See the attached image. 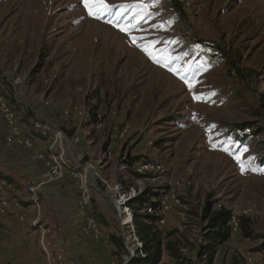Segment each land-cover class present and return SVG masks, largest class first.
I'll list each match as a JSON object with an SVG mask.
<instances>
[{
	"label": "rangeland",
	"instance_id": "obj_1",
	"mask_svg": "<svg viewBox=\"0 0 264 264\" xmlns=\"http://www.w3.org/2000/svg\"><path fill=\"white\" fill-rule=\"evenodd\" d=\"M178 1L183 13L171 0H104L108 10L95 18L83 0H0V75L6 77L0 88L21 125L50 119L67 135L77 134L84 162L112 187H141L159 195L166 206L159 214L165 235L159 264H207L197 251L205 241L202 212L208 202L213 210L225 207L237 218H249L253 232L246 238L234 231L213 264H264V167L259 164L264 134L241 146L233 131L241 123L264 127V0ZM139 4L154 6L142 10L135 7ZM137 45H152L159 62ZM228 58L239 65L243 80ZM15 94L26 112L16 105ZM129 159H135L132 165ZM0 183H5L0 209L6 212L4 195H26V184L14 193ZM93 186L103 192H94L89 212L104 237L94 240L85 233L75 200L66 197L62 202L68 201L69 212L75 208L70 216L78 223L43 219L51 252L62 251L65 264H118L121 252L109 237L122 236L124 264H131L142 257L143 247L122 225L114 203L118 195L97 177ZM61 191L57 195H71ZM16 204L27 210L17 224L35 235L27 264H47L32 226L34 203L28 198ZM148 208L142 213L153 214ZM5 212H0V264H25L26 251L17 240L14 259H6L5 245L19 235L4 223Z\"/></svg>",
	"mask_w": 264,
	"mask_h": 264
},
{
	"label": "built area",
	"instance_id": "obj_2",
	"mask_svg": "<svg viewBox=\"0 0 264 264\" xmlns=\"http://www.w3.org/2000/svg\"><path fill=\"white\" fill-rule=\"evenodd\" d=\"M4 79H6V77L0 75V81ZM20 82L21 81H17L16 84H20ZM16 95L17 94L14 96L16 105L26 112L25 105L21 100L17 99ZM67 116L70 117L73 116V114L69 115V113H67ZM0 118L4 126V145L9 148H21L25 150L29 153L32 161L42 167L40 177L31 178L28 181L27 193L34 203V207L37 209V215L32 222V226L40 236L41 247L45 253L47 264H65V255L62 251L58 253L51 252L52 243L50 242V229L46 227L43 222L40 193H42L44 187L65 182L68 176L76 180L79 196L75 202V207L79 211V217L83 220L84 231L87 235L91 236L94 240H100L104 237L99 222L89 212L93 206L94 192H103L100 188L96 189L93 186V180L97 177L100 181V185H102L106 191L118 195V197H115L114 203L122 225L130 227L134 231L137 244L139 247H143L136 236L134 215L129 207L130 203L143 193L141 187L139 189H136V187L127 189L121 185L112 187L108 180L99 176L97 169L91 163L84 162V155L77 148L80 144L79 136L77 134L73 136L67 135L54 120L39 118L32 120V129L36 135L39 136L43 145L42 148L37 147L35 138L28 134L22 127L19 115L2 93L1 88ZM95 183L97 186L98 183L96 181ZM4 184L5 183H0V193L3 191ZM73 190L72 187L68 188L69 192ZM116 203H118V205ZM3 204L6 203L4 202ZM165 208L166 206H162V210ZM148 211L151 213L153 212L151 208H148ZM0 212L3 213L4 210L0 209ZM125 217H129L133 222L124 223L123 219ZM20 220H23L22 217ZM231 227L233 232L239 230V221L235 213H232L231 216ZM249 260H252V258H249Z\"/></svg>",
	"mask_w": 264,
	"mask_h": 264
},
{
	"label": "trees",
	"instance_id": "obj_3",
	"mask_svg": "<svg viewBox=\"0 0 264 264\" xmlns=\"http://www.w3.org/2000/svg\"><path fill=\"white\" fill-rule=\"evenodd\" d=\"M171 1L173 2L175 9L177 11L180 10L183 13L180 2L178 0ZM227 64L234 70V73L237 74L239 79H244L245 74L242 70H240L237 63L228 58ZM233 131L235 132L236 143L242 146L243 144H246L247 140H255L259 135L264 134V127L252 125L251 123H241L239 125H235ZM239 133H242V135H239ZM134 161L135 159L130 160L127 163L132 165ZM259 164L261 167H264V154L260 159ZM5 180L6 177H4L0 172V182ZM153 198H156V201H152ZM149 205L154 213H142L144 210L145 212L147 211ZM129 207L134 215L136 236L143 245V250L141 252L142 257L139 255L138 259L131 262V264H159L163 252V241L165 239L164 232L158 228V223L161 221L159 214L162 210V201L159 199V195H152L150 191H145L142 195L130 203ZM213 209V204L208 202L202 212V219L206 223L204 233L205 241L199 245L197 251V257L199 259L205 258L207 260V264L214 263L220 247L230 241L234 233L231 227L232 212L225 207H220L217 210ZM238 221L239 230L243 232V235L246 238H252L253 232L251 228V220L242 216L238 218ZM109 240L115 248L121 252L120 257L118 258V264H124L125 260L123 257L124 255H127V250L125 249V238L122 236L116 237L115 235H111ZM165 247L172 250L173 256L177 258L170 243H167ZM178 259L180 258L178 257ZM233 264L236 263L234 262Z\"/></svg>",
	"mask_w": 264,
	"mask_h": 264
},
{
	"label": "crops",
	"instance_id": "obj_4",
	"mask_svg": "<svg viewBox=\"0 0 264 264\" xmlns=\"http://www.w3.org/2000/svg\"><path fill=\"white\" fill-rule=\"evenodd\" d=\"M21 120V119H20ZM25 120V119H24ZM29 123L24 122L22 124L23 128L26 130V132L28 134H30V131L32 132V134L36 135V133L33 131L32 129V121H30V125L29 127L27 128V125ZM3 135H4V127H3V124L2 122L0 121V172L1 174L6 177V180L5 182L7 183V186H8V189L10 190H14L16 189V191H13L14 193L15 192H18V188L19 186H21L22 184H26L25 186V194L26 195H4V199H6L7 203V211L5 212V209H4V212L6 213L3 217H4V223L9 227L11 228L12 230H15L16 235H19L17 236V238L15 239V241H11L10 244H6L5 247L3 250L5 251V255H6V259L7 260H10L12 261L14 258H13V255H15V251L18 252V249L16 247V240L18 242H20V244L22 245V247H24V251H26L24 254L21 253L22 257H25V264L27 263H30L31 261V255L29 253V249L32 247V240L34 239L33 235L31 237V235H27L26 232L27 230L30 232V230L25 227L24 225H19L17 224L20 219H19V216H20V212H24V211H27L26 209L24 208H21L19 206L20 209H17L18 208V204L17 201L18 200H23L24 202H27L29 195L27 193V183L29 181V179H33V178H37L41 175V172H42V167L41 165L39 164H36L32 161V159L30 158V155L27 156V154H29L28 152H25L26 154H23L22 153V149L20 148H8L4 145V142H3ZM35 144L37 147L39 148H42V141L40 140L39 136L37 135V137H35ZM25 151V150H24ZM23 151V152H24ZM73 183V184H72ZM69 187H72L74 190L72 192H69L68 191V188ZM62 189H66L71 195H57L58 192H63L61 191ZM78 194V191H77V187H76V183L72 181L71 177H67L66 178V181L63 182V183H56V184H53L51 186H47V187H44L43 190H42V194L40 195V198L42 199L41 200V203H42V212H43V219H46L48 220V222L50 220L53 219V222H67L69 220L73 222L72 225H75L77 222H74V218H72L70 216V214H72V210H75L74 207H72V210L69 212V205H68V201L65 200V203L62 202V199L66 198V197H70L71 198V201L73 203V201L75 200V202L77 201L78 199V196L79 195H76ZM29 203V202H28ZM30 206H28V209L33 207L31 206L32 204H29ZM52 205V206H50ZM50 209H53V213L51 215V210ZM64 210H67V213L68 214V218L70 219H66L63 214V211ZM12 214H15V216H13ZM27 214L28 216H31L29 213H25ZM51 215V217H50ZM30 218H33V215L32 217ZM21 223V222H20ZM73 229V228H71ZM1 232V231H0ZM14 235V234H13ZM24 236V237H23ZM69 238V237H68ZM31 240V241H30ZM67 246L69 247V245L67 244ZM79 245H77L78 247ZM72 254H74V252H72ZM18 255V254H17ZM16 255V256H17ZM92 255V254H91ZM17 260V259H16ZM27 261V262H26ZM0 262H1V259H0ZM23 264V263H21Z\"/></svg>",
	"mask_w": 264,
	"mask_h": 264
},
{
	"label": "snow or ice",
	"instance_id": "obj_5",
	"mask_svg": "<svg viewBox=\"0 0 264 264\" xmlns=\"http://www.w3.org/2000/svg\"><path fill=\"white\" fill-rule=\"evenodd\" d=\"M83 6L87 9L88 14L92 15L95 18H99L100 15V11L101 10H108V5L104 2V0H83ZM150 6H154V5H143V4H139L136 5L135 7L139 8V9H145L146 7H150ZM141 18H146V13H144L143 11L139 14ZM121 31H128L127 27H123L120 28ZM135 37H133V41L135 42ZM139 47H142V49L146 52L147 55H149L151 58H153L154 60H156V62H159V60H157L156 58V54L152 49V45H137ZM191 87V84L189 85ZM241 167L243 168V165H241Z\"/></svg>",
	"mask_w": 264,
	"mask_h": 264
},
{
	"label": "bare ground",
	"instance_id": "obj_6",
	"mask_svg": "<svg viewBox=\"0 0 264 264\" xmlns=\"http://www.w3.org/2000/svg\"><path fill=\"white\" fill-rule=\"evenodd\" d=\"M117 205H118V203H117ZM126 218V220L125 221H128V223L129 222H133V220L132 219H130L129 217H125ZM124 221V220H123Z\"/></svg>",
	"mask_w": 264,
	"mask_h": 264
}]
</instances>
